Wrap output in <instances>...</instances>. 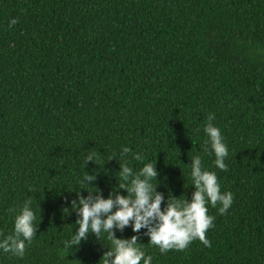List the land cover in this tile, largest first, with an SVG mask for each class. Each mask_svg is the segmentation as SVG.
Segmentation results:
<instances>
[{
  "label": "trees",
  "instance_id": "1",
  "mask_svg": "<svg viewBox=\"0 0 264 264\" xmlns=\"http://www.w3.org/2000/svg\"><path fill=\"white\" fill-rule=\"evenodd\" d=\"M209 114L227 171L205 144ZM195 156L233 194L224 215L207 205L212 246L162 254L131 226L116 238L138 235L151 264H264V0H0V242L29 198L37 230L0 264H103L107 233L64 251L77 194L127 196L120 163H153L162 209L191 202Z\"/></svg>",
  "mask_w": 264,
  "mask_h": 264
},
{
  "label": "clouds",
  "instance_id": "2",
  "mask_svg": "<svg viewBox=\"0 0 264 264\" xmlns=\"http://www.w3.org/2000/svg\"><path fill=\"white\" fill-rule=\"evenodd\" d=\"M18 19H12L9 26H15ZM214 114H209L208 122L204 128L208 139L206 146L210 145L215 154V165L222 171H227L225 159L229 152L224 138L218 127L212 121ZM207 147L205 151H207ZM130 148L122 149V156H127ZM133 159L139 161L142 157L139 153L132 154ZM97 153L90 152L86 157V164L94 162ZM114 158H110L112 160ZM191 178L195 192L191 202L187 199L170 198L167 207L162 209L165 197L157 191L152 181L156 180L159 173L153 163L145 164L138 172L127 163H120L119 189L127 192V196L114 191L108 199L103 198L102 193L97 190L89 192L87 198L78 193V202L73 200L72 208L76 211L79 219L76 223L78 231L70 241L64 242V251H69L73 246H79L82 240H87L90 233L99 238L102 232L108 234L112 243V249L102 257L103 264H151L152 256H145L141 245L138 243L140 237L132 236L130 239L116 238L115 230L121 232L131 226L135 233L147 229L145 235L150 237V245L159 248L162 254L168 251H184L195 240H199L206 247H211V241L207 239V232L214 227V217L208 214V204L218 209L220 215H224L233 203L231 192L222 193L217 175L214 172L202 168V159L195 156L191 160ZM96 180L95 175L85 174L82 181L91 183ZM32 199L25 201L21 212L16 215L14 222V233L8 235L0 242V249L5 253H11L23 257L26 247L35 238L37 230L34 227L35 213L31 210ZM10 212L16 211L9 209ZM27 242V243H26Z\"/></svg>",
  "mask_w": 264,
  "mask_h": 264
}]
</instances>
